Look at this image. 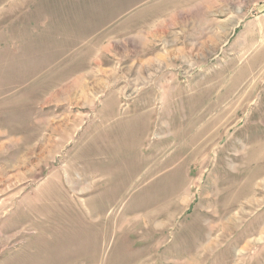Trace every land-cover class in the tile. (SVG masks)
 Segmentation results:
<instances>
[{
  "label": "rangeland",
  "instance_id": "374dc122",
  "mask_svg": "<svg viewBox=\"0 0 264 264\" xmlns=\"http://www.w3.org/2000/svg\"><path fill=\"white\" fill-rule=\"evenodd\" d=\"M14 5L0 0V264H264V0H144L115 41L127 61L98 55L86 94L65 93L72 64L7 33ZM106 67L146 85L111 86Z\"/></svg>",
  "mask_w": 264,
  "mask_h": 264
},
{
  "label": "crops",
  "instance_id": "0c3cea01",
  "mask_svg": "<svg viewBox=\"0 0 264 264\" xmlns=\"http://www.w3.org/2000/svg\"><path fill=\"white\" fill-rule=\"evenodd\" d=\"M14 6L21 8L18 11L21 15L18 20L10 19L7 33L14 39H24L25 52L28 50V55L34 56L40 64L56 59L64 65L63 70H70L69 65L72 64L74 78L70 80L68 76L63 84L68 87L66 94L73 87H81V92L86 94L83 89L90 87L87 80L95 78L90 66L98 55L108 56L109 62L127 61L124 54L130 53L129 48L121 39L123 53L119 51L115 42L117 34H126L128 40L130 27L139 29L137 27L146 13L144 0H15ZM103 62L105 64L106 61ZM108 70L106 67L100 73L102 76L112 75L113 68ZM140 73L130 69V80L113 74L110 79L115 77V82L109 85H146Z\"/></svg>",
  "mask_w": 264,
  "mask_h": 264
},
{
  "label": "bare ground",
  "instance_id": "6f19581e",
  "mask_svg": "<svg viewBox=\"0 0 264 264\" xmlns=\"http://www.w3.org/2000/svg\"><path fill=\"white\" fill-rule=\"evenodd\" d=\"M96 177H102V174H95Z\"/></svg>",
  "mask_w": 264,
  "mask_h": 264
}]
</instances>
